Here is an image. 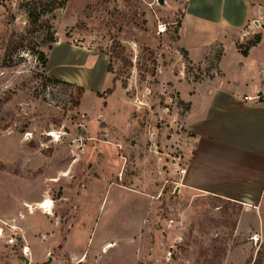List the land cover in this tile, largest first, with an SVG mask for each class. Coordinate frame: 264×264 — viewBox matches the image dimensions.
<instances>
[{
  "label": "rangeland",
  "instance_id": "374dc122",
  "mask_svg": "<svg viewBox=\"0 0 264 264\" xmlns=\"http://www.w3.org/2000/svg\"><path fill=\"white\" fill-rule=\"evenodd\" d=\"M187 4L0 0V264H264L253 237L227 256L241 210L190 196L171 170L181 91L216 67L177 46ZM208 27L185 20L182 40L204 45L191 31Z\"/></svg>",
  "mask_w": 264,
  "mask_h": 264
},
{
  "label": "crops",
  "instance_id": "0c3cea01",
  "mask_svg": "<svg viewBox=\"0 0 264 264\" xmlns=\"http://www.w3.org/2000/svg\"><path fill=\"white\" fill-rule=\"evenodd\" d=\"M188 19L209 24L191 31L204 45L182 40ZM255 36L260 43L244 56ZM177 37L189 65L216 64L204 80L180 90L189 108L183 121L186 175L179 187L241 210L233 232L241 252L227 256L243 257L242 241H264V0H189Z\"/></svg>",
  "mask_w": 264,
  "mask_h": 264
},
{
  "label": "built area",
  "instance_id": "2783aa9c",
  "mask_svg": "<svg viewBox=\"0 0 264 264\" xmlns=\"http://www.w3.org/2000/svg\"><path fill=\"white\" fill-rule=\"evenodd\" d=\"M187 2L189 0H186ZM184 10H186V5L184 7ZM179 24V20H176L174 22H172L170 24L171 27H173L174 29L178 26ZM168 27H169V24H166V23H160L158 24V27H157V34L158 35H166L168 33ZM171 170H172V173L177 177L179 178V180L181 181L183 179V177L186 175V168H185V165L184 163L182 164V161L180 162V159L178 160H175L174 162L171 163ZM177 186H180L181 183L178 182L176 183ZM253 241H258L257 237H254L252 238Z\"/></svg>",
  "mask_w": 264,
  "mask_h": 264
},
{
  "label": "trees",
  "instance_id": "16d2710c",
  "mask_svg": "<svg viewBox=\"0 0 264 264\" xmlns=\"http://www.w3.org/2000/svg\"><path fill=\"white\" fill-rule=\"evenodd\" d=\"M180 27V26H179ZM261 41V37L260 36H255V38L253 39V41H250L248 44H247V47H246V50L243 51V55L246 56L249 49H251L252 47L258 45ZM41 57V60L43 61V65L46 66V64L48 63V60H46L42 55H40ZM56 82H58L59 80H55ZM80 91H82L83 89L79 88ZM258 261L256 260L253 264H257Z\"/></svg>",
  "mask_w": 264,
  "mask_h": 264
},
{
  "label": "bare ground",
  "instance_id": "6f19581e",
  "mask_svg": "<svg viewBox=\"0 0 264 264\" xmlns=\"http://www.w3.org/2000/svg\"><path fill=\"white\" fill-rule=\"evenodd\" d=\"M49 137H53L57 139V135L55 133L49 134ZM56 141H58V139ZM52 207H53V202L50 200H47L45 202L43 201L40 203L39 209L42 210L43 212H46V214H49L52 211Z\"/></svg>",
  "mask_w": 264,
  "mask_h": 264
},
{
  "label": "water",
  "instance_id": "95a60500",
  "mask_svg": "<svg viewBox=\"0 0 264 264\" xmlns=\"http://www.w3.org/2000/svg\"><path fill=\"white\" fill-rule=\"evenodd\" d=\"M166 0H158L159 5H164Z\"/></svg>",
  "mask_w": 264,
  "mask_h": 264
}]
</instances>
